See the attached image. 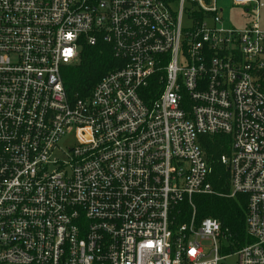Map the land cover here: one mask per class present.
Listing matches in <instances>:
<instances>
[{
  "label": "built area",
  "instance_id": "built-area-1",
  "mask_svg": "<svg viewBox=\"0 0 264 264\" xmlns=\"http://www.w3.org/2000/svg\"><path fill=\"white\" fill-rule=\"evenodd\" d=\"M230 3L243 27L217 0H0V264H264V0ZM97 44L113 67L69 98ZM216 134L242 244L196 216Z\"/></svg>",
  "mask_w": 264,
  "mask_h": 264
},
{
  "label": "trees",
  "instance_id": "trees-1",
  "mask_svg": "<svg viewBox=\"0 0 264 264\" xmlns=\"http://www.w3.org/2000/svg\"><path fill=\"white\" fill-rule=\"evenodd\" d=\"M114 58L108 47L84 46L79 61L65 69L64 89L69 98L84 96L98 81L100 76L113 67ZM200 142L211 165L209 181L216 194H194L192 199L196 207V216H212L226 228L230 238L244 243L246 196L236 194L226 196L228 192V171L219 162V157L228 152V137L222 134L202 135ZM223 193L218 195L217 193Z\"/></svg>",
  "mask_w": 264,
  "mask_h": 264
},
{
  "label": "rangeland",
  "instance_id": "rangeland-1",
  "mask_svg": "<svg viewBox=\"0 0 264 264\" xmlns=\"http://www.w3.org/2000/svg\"><path fill=\"white\" fill-rule=\"evenodd\" d=\"M217 4L222 8L221 15L226 24L235 27H243L247 22V18L243 16L242 10L238 7L231 6L230 0H217ZM257 20L259 25L264 28V9H261L257 13Z\"/></svg>",
  "mask_w": 264,
  "mask_h": 264
}]
</instances>
